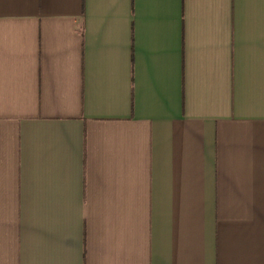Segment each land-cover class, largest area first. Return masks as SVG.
<instances>
[{
    "label": "crops",
    "instance_id": "0c3cea01",
    "mask_svg": "<svg viewBox=\"0 0 264 264\" xmlns=\"http://www.w3.org/2000/svg\"><path fill=\"white\" fill-rule=\"evenodd\" d=\"M0 264H264V0H0Z\"/></svg>",
    "mask_w": 264,
    "mask_h": 264
}]
</instances>
